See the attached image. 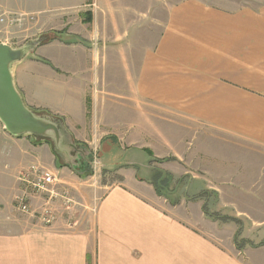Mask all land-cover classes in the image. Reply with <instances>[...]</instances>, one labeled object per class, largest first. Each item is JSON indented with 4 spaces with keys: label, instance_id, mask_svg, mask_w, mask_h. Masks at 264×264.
I'll return each instance as SVG.
<instances>
[{
    "label": "crops",
    "instance_id": "0c3cea01",
    "mask_svg": "<svg viewBox=\"0 0 264 264\" xmlns=\"http://www.w3.org/2000/svg\"><path fill=\"white\" fill-rule=\"evenodd\" d=\"M142 4L0 0L3 10L36 15L55 38L40 46L48 49L47 55L35 51L14 68L26 106L61 119L80 147L100 138L102 170L118 177L91 186L56 159L49 143L13 138L0 124V264H258L255 257L263 253V245L251 243L258 248L245 249L244 255L247 250L251 256L242 259L212 240L207 227L218 221L205 217L200 204L158 197L152 175L167 173L150 165L157 156H147L139 147L140 140L148 142L155 121L164 123L158 112L169 111L196 125L201 133L196 138H221L264 159V7L227 11L184 0L161 8V17L152 20L158 9L147 14ZM75 22L86 42L73 30ZM68 47L79 52L68 53ZM85 47L92 48L89 55ZM105 54L124 65V87L112 96L100 89V79L119 80L118 73L100 77L79 67L81 59ZM113 98L115 109L131 119V128L133 118H141V129L127 131L106 120L104 102ZM31 163L56 172L85 206L97 198L95 211H84L79 226L71 230L62 221L43 227L15 212V175ZM234 190L235 200H221V210L236 207L233 217L239 223L243 217L264 224L253 217L262 206L248 201L241 185Z\"/></svg>",
    "mask_w": 264,
    "mask_h": 264
},
{
    "label": "rangeland",
    "instance_id": "374dc122",
    "mask_svg": "<svg viewBox=\"0 0 264 264\" xmlns=\"http://www.w3.org/2000/svg\"><path fill=\"white\" fill-rule=\"evenodd\" d=\"M184 0H143V8L146 10L147 14L154 12L151 19L156 20L160 18L161 8H168L171 5L179 3ZM207 5L215 6L227 11H235L237 9L248 7L252 9H258L264 7V0H199ZM152 7H154L152 9ZM0 11L12 12L3 10ZM20 13V12H12ZM29 14V13H24ZM133 19V16L130 17ZM76 23V24H75ZM73 24V30L76 32L79 27L78 22ZM26 26L16 31L15 37L11 38L10 45L13 47L20 46L24 42L34 39L39 35L48 34L50 38L53 37L49 29H44L41 22L36 20V25ZM88 33L92 32L90 27H87ZM62 31H56L60 34ZM65 34H68L65 31ZM81 39V31L79 32ZM76 36V35H75ZM77 37V36H76ZM68 38V37H67ZM80 38V37H77ZM153 38H150V43ZM66 41V40H65ZM55 42V41H54ZM66 43V42H65ZM72 46L73 43L69 42ZM97 48V46H95ZM93 48V46H92ZM92 48L85 47L87 50V55L90 54ZM79 52L77 49L68 47L67 52ZM48 53L46 47H40L36 50L37 55L45 56ZM80 60L81 70H86L85 66L100 77L105 73L110 71H115L118 73L119 80L112 78L100 79L99 87L104 92L113 93L117 88L123 89L124 87V65L119 58L109 57V54H105V57H94ZM113 65V68L111 67ZM117 80V81H115ZM114 97V96H113ZM108 99L104 102L106 107L107 121L113 125H118L129 130L141 129L138 124L143 126L141 118H133L132 128L130 127L131 119L125 118V112H121L119 109H115L117 105L114 104L115 100ZM109 107H113L112 109ZM159 117L164 116V123L155 121L157 126L156 135L160 137L164 135L166 138H152L155 135V128L150 127V138L148 142L140 143L139 149H143V152L154 157L150 165L160 166L167 173V176L159 172L158 174H151L154 178V190L158 197L162 199H167L172 203H179L180 200H189L190 202H197L200 204V210L205 215L209 217H215L212 219L214 224L207 227V231L211 236L212 240L223 248L230 250L235 255L242 257H250V253L247 252L244 255V250L247 248H258L257 245L264 246V224H259L257 222H252L246 218L241 217L243 221L241 223L234 221L225 222L224 217H233L236 214V207L225 206L221 210L222 201L227 202L234 201L237 196V191L234 190L235 187L241 185L246 188L245 197L250 202H255L257 205L262 207L256 208L253 217L257 220H264V159H260L252 155L247 149L236 148L234 145L223 141L221 138H196L200 136L198 127H195L193 123L185 122L183 120L179 121L176 114L169 111L158 112ZM176 123H181L178 126ZM191 125V126H189ZM122 140V145H126L124 138ZM138 142L135 141L134 144ZM87 147H82L81 149L84 153L80 156L78 163L88 160V166L90 162L96 161L99 163V167L94 169L89 166V174H86L82 178L84 181L88 180L91 186L93 181L104 182L102 180L112 181L118 178L115 174H108L109 172L102 170L101 159H100V149L101 140L100 138H91L87 144ZM139 145V144H138ZM151 149V150H150ZM148 150V152H147ZM45 167V166H44ZM157 171V170H156ZM140 172V171H139ZM17 173V172H16ZM144 173L140 172V175ZM194 176V177H192ZM80 177V176H78ZM87 182V183H88ZM88 183V185H90ZM86 185V186H88ZM228 186L229 189L224 188ZM89 187V186H88ZM216 190V192L214 190ZM224 189V191L222 190ZM101 194V193H100ZM98 196V195H97ZM222 200V201H221ZM97 198L94 199V202ZM185 201V202H187ZM187 205V203H186ZM247 209V208H246ZM252 208H250L251 210ZM253 210V209H252ZM205 215V217H207ZM218 218V219H217ZM238 234V235H237ZM256 236V237H252ZM251 243H259L257 245H251ZM253 251V250H252ZM240 252V253H239ZM263 253L256 254V261L258 264H264V249L259 251ZM240 254V255H239ZM255 254V253H254ZM250 263V262H249ZM252 263V261H251Z\"/></svg>",
    "mask_w": 264,
    "mask_h": 264
},
{
    "label": "water",
    "instance_id": "95a60500",
    "mask_svg": "<svg viewBox=\"0 0 264 264\" xmlns=\"http://www.w3.org/2000/svg\"><path fill=\"white\" fill-rule=\"evenodd\" d=\"M52 38L39 35L17 47L0 43V124L13 138L29 137L49 143L56 159L77 174L79 157L84 155L81 147L73 141L61 119L26 106L14 80L15 66ZM92 165L90 162V168Z\"/></svg>",
    "mask_w": 264,
    "mask_h": 264
},
{
    "label": "built area",
    "instance_id": "2783aa9c",
    "mask_svg": "<svg viewBox=\"0 0 264 264\" xmlns=\"http://www.w3.org/2000/svg\"><path fill=\"white\" fill-rule=\"evenodd\" d=\"M36 20L34 14L0 11V43L10 45L16 31L26 24L32 29ZM92 163L94 169L99 167L96 161ZM15 180L19 192L13 198L14 211L35 220L40 226L52 227L62 221L65 228L71 230L79 226L84 211L96 209V202L87 207L76 200L70 189L62 185L58 174L39 163H31L17 171Z\"/></svg>",
    "mask_w": 264,
    "mask_h": 264
},
{
    "label": "trees",
    "instance_id": "16d2710c",
    "mask_svg": "<svg viewBox=\"0 0 264 264\" xmlns=\"http://www.w3.org/2000/svg\"><path fill=\"white\" fill-rule=\"evenodd\" d=\"M56 37V36H55ZM53 39H55L54 38V36H53V38H52V40ZM89 166L87 165L86 167H79L78 169H77V172H78V174H79V176H81V177H83V176H85L86 174H89ZM207 213H205V215H206ZM207 217H209L208 215H206ZM209 218H211V219H216L215 217L213 218V217H209ZM218 219V218H217ZM235 218H229V217H224V221L226 222H229V221H234L235 222ZM237 221V220H236ZM238 222V221H237ZM238 235V234H237ZM261 245V244H260Z\"/></svg>",
    "mask_w": 264,
    "mask_h": 264
},
{
    "label": "flooded vegetation",
    "instance_id": "af4514ba",
    "mask_svg": "<svg viewBox=\"0 0 264 264\" xmlns=\"http://www.w3.org/2000/svg\"><path fill=\"white\" fill-rule=\"evenodd\" d=\"M80 164H81L82 168H83V167H86V166H87V164H88V160H86V162H85V161H83V162H81Z\"/></svg>",
    "mask_w": 264,
    "mask_h": 264
}]
</instances>
